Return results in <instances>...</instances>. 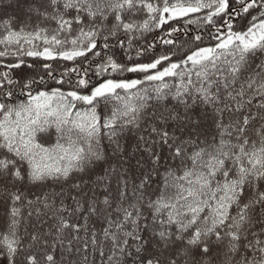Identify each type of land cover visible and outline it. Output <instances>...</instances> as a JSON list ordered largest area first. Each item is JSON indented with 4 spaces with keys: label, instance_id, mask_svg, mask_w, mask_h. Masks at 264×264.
<instances>
[{
    "label": "snow or ice",
    "instance_id": "obj_1",
    "mask_svg": "<svg viewBox=\"0 0 264 264\" xmlns=\"http://www.w3.org/2000/svg\"><path fill=\"white\" fill-rule=\"evenodd\" d=\"M0 264H264V0H0Z\"/></svg>",
    "mask_w": 264,
    "mask_h": 264
},
{
    "label": "trees",
    "instance_id": "obj_2",
    "mask_svg": "<svg viewBox=\"0 0 264 264\" xmlns=\"http://www.w3.org/2000/svg\"><path fill=\"white\" fill-rule=\"evenodd\" d=\"M190 27H195V26H190ZM176 36H177V42L179 43V42H182L184 39H185V37L183 36V34L182 33H178V34H175ZM133 74H125V76L126 77H130V76H132Z\"/></svg>",
    "mask_w": 264,
    "mask_h": 264
}]
</instances>
